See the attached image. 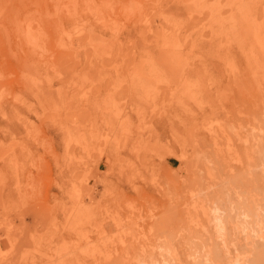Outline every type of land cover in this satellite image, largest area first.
<instances>
[{"label":"rangeland","instance_id":"rangeland-1","mask_svg":"<svg viewBox=\"0 0 264 264\" xmlns=\"http://www.w3.org/2000/svg\"><path fill=\"white\" fill-rule=\"evenodd\" d=\"M259 252L264 0H0V264Z\"/></svg>","mask_w":264,"mask_h":264},{"label":"crops","instance_id":"crops-1","mask_svg":"<svg viewBox=\"0 0 264 264\" xmlns=\"http://www.w3.org/2000/svg\"><path fill=\"white\" fill-rule=\"evenodd\" d=\"M45 81H41V84H38V91L35 92L34 96V103L28 106V109L30 110L28 113H26V116H23L24 123H30L28 119L32 115H38V110L40 108H43L44 111H47L49 109V104L56 103V100L60 98L62 100V104L66 107L74 106V98H76L74 94L70 91H62L60 89H53L49 87L48 90L44 89V83ZM47 83V82H46ZM55 85V84H52ZM50 85V86H52ZM95 95H101V93L97 92ZM108 95H115V92L111 90H108ZM36 110L35 112L33 111ZM45 124V123H44ZM47 127V124H46ZM17 127H8V129H16ZM14 134V133H13ZM16 136V135H13ZM35 145V144H34ZM34 149L37 150V146L34 147Z\"/></svg>","mask_w":264,"mask_h":264},{"label":"bare ground","instance_id":"bare-ground-1","mask_svg":"<svg viewBox=\"0 0 264 264\" xmlns=\"http://www.w3.org/2000/svg\"><path fill=\"white\" fill-rule=\"evenodd\" d=\"M168 238H170V237H168ZM171 239V238H170ZM127 247V246H126ZM124 248H125V246H124ZM141 249H142V247H141ZM259 250V249H258ZM259 253H261V252H259ZM110 254V253H109ZM116 254V253H115ZM116 256V255H115ZM256 256V258L254 259V261L252 262V263H254V264H264V253H261V254H257V255H255ZM150 257V256H149ZM178 260V259H177Z\"/></svg>","mask_w":264,"mask_h":264}]
</instances>
